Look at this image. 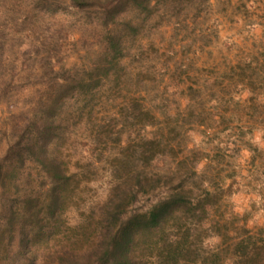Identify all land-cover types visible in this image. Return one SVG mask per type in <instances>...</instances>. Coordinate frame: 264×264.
Listing matches in <instances>:
<instances>
[{
	"label": "rangeland",
	"instance_id": "374dc122",
	"mask_svg": "<svg viewBox=\"0 0 264 264\" xmlns=\"http://www.w3.org/2000/svg\"><path fill=\"white\" fill-rule=\"evenodd\" d=\"M103 1L117 6L113 15L123 11L122 19L137 27L132 36L129 27L115 19L112 33L126 41L120 46L125 57L119 67L107 71ZM106 72L111 79L99 78ZM75 84L81 87L66 90ZM57 98H63V109L51 113ZM52 118L48 142L75 176L68 182L71 206L63 204L57 226L44 238L40 223L25 226L26 237L36 235L34 240L44 249L45 264H96L98 249L93 246L110 224L115 226L104 211L105 203L114 188L140 169L153 177L179 172L184 176L180 184L190 191L187 196L202 199L194 205L198 216L192 217L194 206H186L181 220L165 225L166 237L144 231L139 239L145 253L163 247L162 240L168 241L173 233L169 225L184 230L193 220L192 252L180 256L169 247L160 264H174V258H183L181 264H217L216 255L202 252L218 247L214 236L223 226L214 221L223 214L215 208L209 212L207 197L199 190L204 183L214 186L216 169L223 171L220 164L226 165L248 127L260 131L264 0H150L149 7L127 0H102L85 7L69 0H0V165L17 159L25 178L18 183L19 191L29 186L32 195L41 185L42 173L29 158L28 145L40 130L37 125ZM151 138L160 139L157 147L162 152L153 158V150L140 155V144ZM244 155L252 179L245 178L237 187L234 169L224 177L232 197L229 207L236 214L232 230L239 227L234 248L247 244L253 250L252 264H261L264 213L247 189L264 176V165L255 153ZM117 192L123 196L118 188ZM168 192L162 188L141 193L135 201L129 198L126 217L146 211ZM5 202L0 195V245L19 241L17 223L13 236L5 232ZM38 259L35 256L32 264ZM144 259H149L147 254Z\"/></svg>",
	"mask_w": 264,
	"mask_h": 264
},
{
	"label": "trees",
	"instance_id": "16d2710c",
	"mask_svg": "<svg viewBox=\"0 0 264 264\" xmlns=\"http://www.w3.org/2000/svg\"><path fill=\"white\" fill-rule=\"evenodd\" d=\"M69 1L76 7H85V6H95L96 4H100V1L102 0H69ZM127 1H129L131 4L133 3L137 4L138 7L141 4L145 5V7H149L150 4V0H127ZM108 4H106L104 1L102 2L101 6H105V7L102 13H100L101 15H103L104 21H106L104 25L107 24L105 27L107 30L108 43H107V49L104 51L105 55L103 53V57H104L103 60L106 61V63L109 65L108 66L109 68L106 69V71L110 70L113 67L115 68L119 67L120 60L123 57H125V55L121 53V50H123V48H121L120 46L125 45L124 43L126 41L122 40V38L116 39L115 38L116 36H114V34L112 33L114 22H116L115 19L124 22L123 25L125 24L129 27L131 31V35L134 34L137 29L136 25H133L131 21L129 20L125 21V19H122L121 14L123 11L118 10L117 13L113 15L114 13H112V11H114V9L117 6L113 4L110 5ZM101 6L99 8H102ZM144 11H146V9H144ZM115 52L118 53V56L115 55ZM102 74L103 73L100 74L99 78L111 79L112 77V75H109L111 73L108 74V72H106V74L103 75ZM96 84H98V81L96 82ZM80 87L81 86L77 84L68 85L66 90L67 89L70 90L71 88L77 89ZM110 88L112 87L110 86ZM63 106H64L63 98H57L56 102L51 107L50 112L56 113L59 110V108L63 109ZM53 119L54 118L43 124L39 123L37 125V126L41 125L40 130L37 132L36 136H32L33 139H30V143L28 145V152H29L28 156L40 168L42 173L41 185L37 189V191L33 192L32 195L28 194L29 186L26 188L25 191H19L18 186L20 185L22 179L24 178V173L23 171L19 170L18 167L16 166L18 162L17 159H14L13 161H8L6 164L0 165V195L1 197H4L6 199V202L3 203L4 206H1V212L3 213L2 215L5 218L3 220L4 225H6L5 232H8L9 236H13V234H15L16 232L19 240L23 238V236H27L25 230L26 225L40 223L39 226L40 238L46 237L47 234L50 233L57 226V223L60 220V208L65 203V200L68 199V194H69L68 182L72 179V177L75 176L74 174L68 173L67 169L65 168V163L63 159L60 156L54 155L53 142L52 141L48 142L49 140H52L48 136L49 135L51 136L52 130H54ZM160 143H161L160 139L157 138L143 140L139 146L142 149L141 151L138 152L140 155L143 156L145 155L146 151L150 152L151 150H153L151 151L152 154L150 156V158H153L162 152L161 150L158 149ZM153 148H157V149L154 150ZM137 173L141 174L142 176H149L148 174L145 173V171H143V169H140V171L136 172V174ZM131 175H135V173ZM131 175H128L122 181V184L125 182L131 183L130 181ZM165 176L166 174H160V173L159 175L155 174V177H165ZM132 187L134 188L135 185L132 184ZM182 187L187 188L184 186V184L179 183L176 185V188L178 189ZM117 188L119 189V187ZM117 188L116 189L114 188V194H112V198H110L105 203L106 210H104L106 211L105 213L107 217L111 218L113 222L115 221V226H112V224H110V227L108 226L105 229V231H103L102 234L103 238L101 239L98 245L93 246L96 247L97 249L102 248V246L104 245H107L110 248L112 243L117 241V236L118 234L121 233L122 228L124 229V233L121 239H123L124 236H127L129 232L134 231L137 228H141L145 232L149 231V226L143 223V218L145 216L149 218L150 226L151 228L154 229L157 226L158 222H160L161 216H164V214L168 210L167 207H164L158 209L157 211H153V209L161 203L171 201L173 205L191 207L194 205L197 206L202 202L201 197L191 200V196H187L188 194H190V191L186 195L173 194L168 192L166 195H164L163 197L159 198L154 203L149 205L146 211L141 212L139 214L130 213L126 217L125 202H127L129 198H131V201L132 200L135 201L137 196H140L141 193H137L135 197H131L127 195H123L120 197L118 195ZM16 190L18 192H16ZM115 191H116V195H115ZM183 208L184 207L178 208V210L175 212L174 217L166 218V225L170 220L173 219L181 220L182 217L180 212L181 209ZM202 211L204 212L203 217L204 216L207 217L209 215V212L206 209H203ZM191 212H192L191 213L192 217H194L195 215L198 216L199 214L198 213L199 211H196V208L195 210L191 209ZM16 223L18 225V229L15 228ZM190 223L191 224H188V226L184 228V230L178 227L175 229V223L169 225L170 228H172L171 230L173 232L170 234L168 239L170 245L169 247L172 249V251L177 249L178 253H180V256L185 255L186 253L190 254L192 252V250L190 251L191 244L189 242V236H190L189 232L192 230L195 221L192 220ZM34 237H36V235L30 237V239L34 240ZM140 237H138V239ZM71 254L72 253H67L68 256H71ZM165 259L166 258L164 255V258L162 260ZM183 261H184L183 258L182 259L174 258V264H181L180 262ZM96 264H100L99 257L96 260Z\"/></svg>",
	"mask_w": 264,
	"mask_h": 264
},
{
	"label": "clouds",
	"instance_id": "9594fccd",
	"mask_svg": "<svg viewBox=\"0 0 264 264\" xmlns=\"http://www.w3.org/2000/svg\"><path fill=\"white\" fill-rule=\"evenodd\" d=\"M259 126L260 131L258 132L255 127H248L242 139L237 141V149L227 158L226 165L224 163L220 164V167H223V171H220L219 168L216 169L219 174L214 181H211L214 186L210 188L208 183H204L199 190L204 197H207L205 202L210 205L209 212L215 208L219 209L220 213L223 214L217 221H214V223L223 226L220 235L214 236L218 247L202 252L203 256L211 257L216 255L217 264H252L251 256L253 250L247 244L239 249L234 248L235 240L238 238L239 227L236 226V230H232L234 225L231 221L236 214L229 207L232 197L228 195V181L224 177L231 174L234 169L236 174L233 179L239 182L237 187L240 183L245 182V178L248 180L252 179L248 171L245 170L244 162L247 161V156L244 155L245 152L250 155L255 153V158L258 159L261 165H264V140H253V136H264V118L261 119ZM211 159V155H209V161ZM182 180H184V176L179 172L170 173L165 177L142 176L137 173L130 176L131 183L120 184L119 191L122 195L135 197L137 193H153L159 192L162 188H167L170 193L186 195L187 188H176V185ZM132 184L135 185L134 188ZM205 189L207 190L205 191ZM247 191L249 192V198L258 202L257 207L264 213V199H261V197H264V176H261L259 183L254 182ZM65 206H71L70 199L65 200ZM164 207H167L168 210L164 216H161L160 222L154 229L151 228L147 216L143 218V223L149 226V231L158 232L166 237L167 234L164 231L166 218L174 217L178 208L186 206L173 205L171 201H167L157 205L153 211ZM60 212H64V206L60 208ZM254 231L255 229H253ZM123 233L124 229L122 228L121 233L117 236V241L113 242L110 248L104 245L97 250L100 264H160V261L164 258V253L170 246L165 238L162 240L163 247L148 248L145 253L142 241L138 239L144 234L143 229L137 228L121 239ZM145 254L149 258L147 261L144 259ZM35 256L40 257V259L36 260V264H45L44 249L35 240H31L26 236H23L19 241L11 239L10 243L8 240L6 244L0 245V264H32ZM261 264H264V261Z\"/></svg>",
	"mask_w": 264,
	"mask_h": 264
}]
</instances>
